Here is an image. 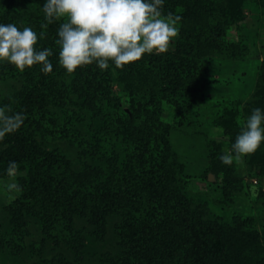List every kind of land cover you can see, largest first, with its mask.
I'll list each match as a JSON object with an SVG mask.
<instances>
[{
	"label": "rangeland",
	"instance_id": "rangeland-1",
	"mask_svg": "<svg viewBox=\"0 0 264 264\" xmlns=\"http://www.w3.org/2000/svg\"><path fill=\"white\" fill-rule=\"evenodd\" d=\"M43 2L16 0L9 7L10 22L45 33L38 46L52 47L54 70L43 78L39 64L21 70L0 62V105L15 111L19 94L41 79L58 97L31 101L51 120L39 124L31 152L17 160V174L0 177V264L119 263L128 251L120 234L126 204L136 199L141 170L155 165L152 151L162 135L170 149L161 150V159L181 184L172 193L160 188L167 199L166 206L158 204L170 217L171 233L162 255L170 264H264V143L242 161L219 158L251 110L264 107V0H166L165 13L182 17L166 52L146 53L123 68L110 63L101 70L93 63L72 73L59 64V47L51 46L53 22L41 27ZM185 66L188 72L181 73ZM90 67L98 80L85 77ZM146 73L149 85L140 79ZM98 84L100 95L93 90ZM169 85L194 89L193 97L189 92L178 100L164 92ZM146 105L159 113L151 129L143 126ZM9 145L0 143V153L16 147ZM33 153L58 177V191L18 210L26 182L43 172ZM13 179L22 190L8 188ZM77 185L83 194L77 195ZM93 185L119 186V211L105 216L104 228L92 220L105 202L88 195ZM54 204L64 210L57 218L47 213Z\"/></svg>",
	"mask_w": 264,
	"mask_h": 264
},
{
	"label": "clouds",
	"instance_id": "clouds-1",
	"mask_svg": "<svg viewBox=\"0 0 264 264\" xmlns=\"http://www.w3.org/2000/svg\"><path fill=\"white\" fill-rule=\"evenodd\" d=\"M166 0H44L46 23L62 20L57 29L55 44L59 47V64L72 73L78 67L95 63L101 70L110 63L123 68L142 59L146 53L166 52L179 33L182 17L165 13ZM30 25L0 22V62H9L23 70L36 64L41 71L51 73L52 47H39L44 36ZM26 114L0 105V141L18 130ZM264 143V107H254L244 118L243 126L220 160L231 164L243 160ZM19 162L11 160L7 173L15 176ZM9 189L22 190L18 180L8 183Z\"/></svg>",
	"mask_w": 264,
	"mask_h": 264
},
{
	"label": "trees",
	"instance_id": "trees-1",
	"mask_svg": "<svg viewBox=\"0 0 264 264\" xmlns=\"http://www.w3.org/2000/svg\"><path fill=\"white\" fill-rule=\"evenodd\" d=\"M15 1L16 0H0V22L9 23L13 20L9 12V7ZM61 22L62 20L60 22L53 21V24L51 25V31L53 34L51 46L55 45V40L57 38V29ZM56 49H58V47H56ZM50 59L53 62L54 70L53 57ZM180 68L181 73L183 71L184 73L188 72L189 70V66ZM51 73L43 72L42 76L43 78H47L51 75ZM87 76H91L93 78L97 77L96 72L92 69V67H90L88 72L86 73L85 77ZM149 76L150 75L147 73L144 75L141 74L140 79L142 83L149 85L151 83ZM46 80L47 79H41V82H38L36 85H31L29 89H27L28 91L24 90L19 94L21 97L19 100L20 103H18V107L15 111L24 112L26 114V117L24 124L18 130L8 134L7 139L6 136L4 140L0 141V143L9 142V146L16 145V147H14V150L10 152L2 151L0 153V177L7 174V165L9 161H17L19 156L27 157V153L31 152L32 150L29 143H31V138L34 135V132H36V130L38 129L39 124L46 119L51 120L50 116L47 113L43 112L39 114V110L37 111L35 106L32 104V102L36 100L40 101L44 98L47 99V97L53 99H56L58 97L56 95L57 93L55 87L51 84L46 83ZM85 85L87 87V83H85ZM98 86V88H93V90L94 94L100 95L103 93V91L102 89H99V84ZM167 88L168 89H165L164 92L173 94V96L178 100L179 98H186V95H188L189 92L191 93V97H193L192 94L194 89H192V91H188L191 89H182V87H180V89L178 90L177 88H175V86L171 87V85H169ZM86 92H89L88 87ZM189 101L191 102L190 99ZM60 102L61 104H64L61 99L59 100V103ZM189 105L192 106L193 104L189 103ZM143 111L145 114L143 126L145 127V129H151V126H153L158 120L159 113L158 111L153 109L149 110L147 105L143 107ZM63 131L67 133L71 138L75 136L68 129H64ZM59 132L62 133V131ZM162 137V139L155 141L154 150L152 151L154 163L156 162L155 165L149 166L148 169L141 170L142 173L140 180L142 185L141 187H137L139 189L136 188L135 190L136 193L134 195H136V199L131 200L126 204V211L128 213L126 214L124 223L121 225L120 234L124 237V242L127 244L128 251L117 264H170L169 260L167 261V257L162 255L165 251H167V246H171L168 242L171 233L170 229L168 228L167 221L165 220V218L170 219V217L168 218V216L165 215L163 207L159 205L163 204L164 206H166L165 204L167 199V196H162V193H160V188H164L166 190V193H172L177 191L181 187V184L179 179H176L175 174L171 172V167L167 163V161H162L163 158L161 159V150L170 149L168 148L169 141L167 140V135H162ZM165 150L163 151L165 152ZM33 154L35 155V153ZM40 159L41 157H39V155H37V157L35 155V160L36 162L38 161V165L41 169H43V172L38 173L35 178L26 182V190L24 191L22 198L16 203V205L20 207L18 210L25 208L26 204H30L34 199H41L42 194L44 195L50 193L54 197L56 192L58 191V177L52 176L50 172H47L48 168L40 164ZM160 162H163L166 165L160 166ZM156 165H159L161 168L158 170L154 167ZM118 188V185L114 186L113 188L111 186L108 187L102 185H93V187L87 191L89 196L96 195L100 197V199L105 200V202L101 205V208L94 211L92 219L94 223L100 228L105 227L104 219L107 214H109L110 212L119 211L120 206L116 202L117 200L114 192L115 190L118 192ZM76 190L77 195L83 194V191L78 185L76 186ZM50 198L52 199L51 196ZM44 200H46V197H44ZM180 206H182V204H180ZM48 211L47 213H50L53 217L57 218L59 212H63L64 210L63 207H60V205L54 204L51 205ZM243 261V263H240V261H237L235 263L249 264L248 260ZM235 263L233 262V264ZM250 264L263 263L259 259H256Z\"/></svg>",
	"mask_w": 264,
	"mask_h": 264
}]
</instances>
